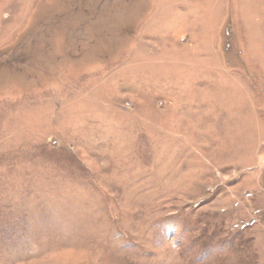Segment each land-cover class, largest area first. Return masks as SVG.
Segmentation results:
<instances>
[{
    "label": "rangeland",
    "instance_id": "374dc122",
    "mask_svg": "<svg viewBox=\"0 0 264 264\" xmlns=\"http://www.w3.org/2000/svg\"><path fill=\"white\" fill-rule=\"evenodd\" d=\"M0 264H264V0H0Z\"/></svg>",
    "mask_w": 264,
    "mask_h": 264
}]
</instances>
